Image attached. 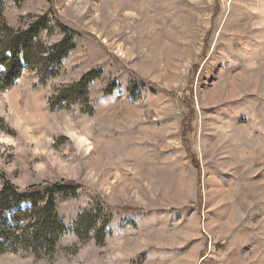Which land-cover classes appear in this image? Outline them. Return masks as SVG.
Masks as SVG:
<instances>
[{
	"label": "rangeland",
	"instance_id": "1",
	"mask_svg": "<svg viewBox=\"0 0 264 264\" xmlns=\"http://www.w3.org/2000/svg\"><path fill=\"white\" fill-rule=\"evenodd\" d=\"M0 4L15 30L46 17L43 46L75 42L54 75L42 61L0 90V171L78 186L52 257L0 264H264V0ZM93 69L87 103L52 98Z\"/></svg>",
	"mask_w": 264,
	"mask_h": 264
},
{
	"label": "trees",
	"instance_id": "2",
	"mask_svg": "<svg viewBox=\"0 0 264 264\" xmlns=\"http://www.w3.org/2000/svg\"><path fill=\"white\" fill-rule=\"evenodd\" d=\"M47 21L46 17L36 18L27 29L15 30L6 24L0 4V90L10 88L23 68L39 65L42 61L44 66L52 65L44 77L54 75L68 53L74 49L72 31H67L61 40L49 47L37 42L39 32L49 27ZM100 73L99 69L88 71L68 88L56 92L52 98L61 101L75 97L74 100L81 99L87 103L89 86ZM77 187L73 181L60 180L21 188L0 171V254L23 250L35 258L52 257L66 230L56 211L57 198L74 196ZM96 219L98 215L89 210L77 216L73 229L79 239L96 227ZM107 222L106 218L102 229ZM102 238L97 239L100 242Z\"/></svg>",
	"mask_w": 264,
	"mask_h": 264
}]
</instances>
